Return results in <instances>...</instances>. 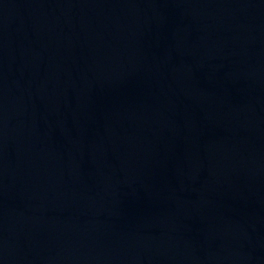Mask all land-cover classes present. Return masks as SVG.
I'll use <instances>...</instances> for the list:
<instances>
[{
    "label": "water",
    "instance_id": "1",
    "mask_svg": "<svg viewBox=\"0 0 264 264\" xmlns=\"http://www.w3.org/2000/svg\"><path fill=\"white\" fill-rule=\"evenodd\" d=\"M0 264H264V0H0Z\"/></svg>",
    "mask_w": 264,
    "mask_h": 264
}]
</instances>
